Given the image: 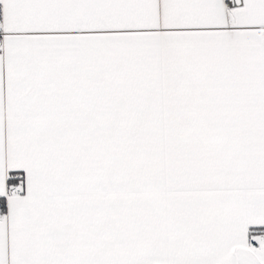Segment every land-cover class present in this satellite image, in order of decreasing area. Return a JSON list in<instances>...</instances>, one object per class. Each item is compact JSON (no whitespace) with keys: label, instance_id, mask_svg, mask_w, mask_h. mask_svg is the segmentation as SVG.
Here are the masks:
<instances>
[{"label":"snow or ice","instance_id":"obj_1","mask_svg":"<svg viewBox=\"0 0 264 264\" xmlns=\"http://www.w3.org/2000/svg\"><path fill=\"white\" fill-rule=\"evenodd\" d=\"M0 264H264V0H0Z\"/></svg>","mask_w":264,"mask_h":264}]
</instances>
